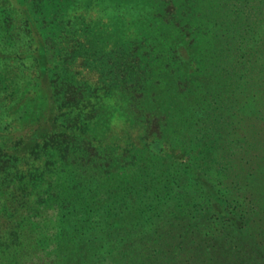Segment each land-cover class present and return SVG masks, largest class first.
Instances as JSON below:
<instances>
[{
    "label": "rangeland",
    "instance_id": "obj_1",
    "mask_svg": "<svg viewBox=\"0 0 264 264\" xmlns=\"http://www.w3.org/2000/svg\"><path fill=\"white\" fill-rule=\"evenodd\" d=\"M4 71L25 86L20 94H28L16 116L27 107L41 109L58 77L77 90L107 82L109 90L98 94L107 96L111 126L133 140L132 174L142 157L156 158L159 172L169 174L158 175L170 182L168 192H155L153 185L136 190L141 214L123 230V249L189 229L196 224H186L191 212L205 207L217 189L264 193V0H0ZM134 81L139 90L126 98L135 101L136 114L121 93ZM143 136L152 143L137 155ZM189 202L197 206L187 209ZM150 222L155 227L147 229ZM247 247V264H262L264 247Z\"/></svg>",
    "mask_w": 264,
    "mask_h": 264
},
{
    "label": "trees",
    "instance_id": "obj_2",
    "mask_svg": "<svg viewBox=\"0 0 264 264\" xmlns=\"http://www.w3.org/2000/svg\"><path fill=\"white\" fill-rule=\"evenodd\" d=\"M23 33L34 38L26 28ZM34 63L40 70L37 57ZM11 77L0 73V264H247V245L264 247V193L242 186L217 189L205 207L191 212L186 224H196L189 229L175 236L177 231L168 230L135 251L123 249V230L141 214L136 190L153 185L155 192H168L170 182L158 175L169 174L159 172L162 167L152 163L156 158L147 157L137 160L145 162L132 174L133 140L111 126L107 96L98 94L109 90L107 82L78 92L58 77L42 97L41 109L27 107L16 116L28 94H20L22 85ZM138 86L130 82L121 91L134 114L135 101L126 96L137 94ZM147 139L136 146L137 155L152 143ZM158 139L157 134L152 141ZM140 168L150 174L142 176ZM148 177L153 181L142 184ZM189 204L187 209L197 206ZM151 215L142 216L151 220ZM154 227L150 222L146 228Z\"/></svg>",
    "mask_w": 264,
    "mask_h": 264
}]
</instances>
